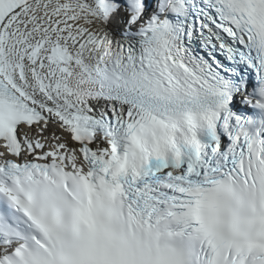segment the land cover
I'll return each instance as SVG.
<instances>
[{
  "label": "snow or ice",
  "instance_id": "1",
  "mask_svg": "<svg viewBox=\"0 0 264 264\" xmlns=\"http://www.w3.org/2000/svg\"><path fill=\"white\" fill-rule=\"evenodd\" d=\"M0 264H264V0H0Z\"/></svg>",
  "mask_w": 264,
  "mask_h": 264
}]
</instances>
